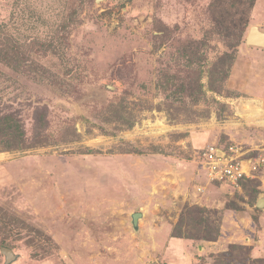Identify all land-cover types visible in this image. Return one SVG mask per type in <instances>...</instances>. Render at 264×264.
I'll return each mask as SVG.
<instances>
[{"label": "rangeland", "instance_id": "374dc122", "mask_svg": "<svg viewBox=\"0 0 264 264\" xmlns=\"http://www.w3.org/2000/svg\"><path fill=\"white\" fill-rule=\"evenodd\" d=\"M261 1L0 0V264H264Z\"/></svg>", "mask_w": 264, "mask_h": 264}, {"label": "built area", "instance_id": "2783aa9c", "mask_svg": "<svg viewBox=\"0 0 264 264\" xmlns=\"http://www.w3.org/2000/svg\"><path fill=\"white\" fill-rule=\"evenodd\" d=\"M234 150L222 151L211 148L207 155V174L211 180L226 181L233 188H239L243 181L247 180L248 173H255L262 169L264 160L261 163H242L238 157L233 156ZM262 165V166H261Z\"/></svg>", "mask_w": 264, "mask_h": 264}, {"label": "water", "instance_id": "95a60500", "mask_svg": "<svg viewBox=\"0 0 264 264\" xmlns=\"http://www.w3.org/2000/svg\"><path fill=\"white\" fill-rule=\"evenodd\" d=\"M98 2L101 0H97ZM246 44L248 46L264 49V32H262L259 27L253 26L246 39ZM257 206L263 207L264 206V198H260L258 200ZM143 217V214L141 213H135L132 215V226L135 229V231L139 230V221ZM3 253L7 257V261L10 262L13 259L16 258V255L14 254L13 250L8 248H3Z\"/></svg>", "mask_w": 264, "mask_h": 264}, {"label": "crops", "instance_id": "0c3cea01", "mask_svg": "<svg viewBox=\"0 0 264 264\" xmlns=\"http://www.w3.org/2000/svg\"><path fill=\"white\" fill-rule=\"evenodd\" d=\"M261 4L264 6V0L261 1ZM258 27V26H257ZM260 29V27H259ZM261 30V29H260ZM262 32H264L263 30H261ZM260 49V48H259ZM264 50V49H263ZM139 227H140V221H139Z\"/></svg>", "mask_w": 264, "mask_h": 264}, {"label": "trees", "instance_id": "16d2710c", "mask_svg": "<svg viewBox=\"0 0 264 264\" xmlns=\"http://www.w3.org/2000/svg\"><path fill=\"white\" fill-rule=\"evenodd\" d=\"M245 181H243L242 183H244Z\"/></svg>", "mask_w": 264, "mask_h": 264}]
</instances>
